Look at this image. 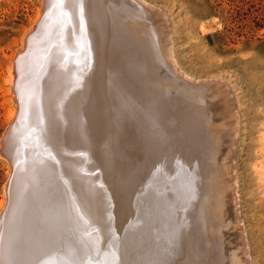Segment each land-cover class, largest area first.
<instances>
[{"label":"bare ground","instance_id":"1","mask_svg":"<svg viewBox=\"0 0 264 264\" xmlns=\"http://www.w3.org/2000/svg\"><path fill=\"white\" fill-rule=\"evenodd\" d=\"M135 1L141 24L128 0H46L23 38L8 68L9 124L23 136L27 170L13 156L0 264H182L181 252L248 264L227 152L218 153L225 122L204 89L195 104L159 86L148 65L170 73L171 62L151 60L145 24L163 26ZM95 164L99 178H83Z\"/></svg>","mask_w":264,"mask_h":264},{"label":"rangeland","instance_id":"2","mask_svg":"<svg viewBox=\"0 0 264 264\" xmlns=\"http://www.w3.org/2000/svg\"><path fill=\"white\" fill-rule=\"evenodd\" d=\"M132 1L128 0L130 18L140 23V15L136 12L141 8L137 1ZM140 1L147 11L149 9V13L153 12L159 17V28L160 24L163 26L162 32L157 28V34L153 21L145 24L150 42L154 45L152 52L155 55L150 59L155 62L158 60L156 57L160 56L161 60L165 58L171 62L168 61L170 67L167 66L170 73L166 69L159 71L155 66L148 65L150 73L159 77L154 79L168 94L175 92L186 96L195 104L199 103V95L204 89L202 93H210L213 98L212 104L216 110L214 118L217 122L221 119L225 122L222 130L217 132L218 153L229 154H226L230 164L227 174L233 185L235 212L242 232L241 242H244L242 247L246 249L244 256H247L248 264H264V0ZM42 5V0H0V146L8 130L15 127L16 123L14 121L9 124L12 119L10 113L15 105L8 68L18 55V50L24 49L23 38L31 32L30 28L41 24L44 14ZM40 14L39 20L37 18ZM164 35L169 36L166 37L168 42L165 49ZM167 46L169 51L166 50ZM162 53H168V56ZM163 72L165 74H161ZM15 129L14 135L9 138V134L6 138L5 148L1 150L4 154L0 152L1 212L6 209L5 203H8L6 182L13 169V156L17 154L16 168L20 167L22 172L27 170L23 160L26 155L20 145L23 136ZM100 166L95 164L88 173L87 170L83 171L82 177L99 178L100 172L97 170L101 169ZM10 198L12 201L13 196ZM6 232H11L9 224ZM6 232L2 233L1 239L5 235L7 240ZM6 244L4 248L1 247L3 255L9 254L6 251L11 241Z\"/></svg>","mask_w":264,"mask_h":264},{"label":"water","instance_id":"3","mask_svg":"<svg viewBox=\"0 0 264 264\" xmlns=\"http://www.w3.org/2000/svg\"><path fill=\"white\" fill-rule=\"evenodd\" d=\"M42 2H43V5H42V9H44L45 10V4L44 3H46V0H42ZM44 12V11H43ZM36 28H37V24H36V26H35V30H36ZM34 30V31H35ZM26 44H27V41H26V39L24 40V48L26 49ZM84 47V46H83ZM82 48V47H81ZM83 51H85L84 49H82V53H83ZM102 121H104V119L102 120ZM102 125H103V122H102ZM104 125H105V123H104ZM2 138V137H1ZM2 149H0V152L2 153L3 151H1ZM3 154V153H2ZM8 158V157H7ZM11 166H12V163H11ZM13 168V167H12ZM13 170V169H12ZM98 171V170H97ZM10 182V179L8 178V180H7V189H6V193H7V195H6V202H8V186H9V183ZM6 205H7V203H6ZM3 212H1V214H0V223H1V220H2V218H3V214H2ZM116 240V239H115ZM114 240V242H117V241H115ZM116 244L114 243V246H115ZM114 250H115V248H112V245H110V243L108 244V248H107V254L106 255H108V254H113V252H114ZM101 253L103 254V249H102V251H101ZM182 254L183 253H185V254H183L182 255V264H207L205 261H204V258H201V257H199L198 255L199 254H190V255H193L192 257H187V258H183L184 256H189L188 254H186V252H181ZM108 256H110V255H108Z\"/></svg>","mask_w":264,"mask_h":264}]
</instances>
